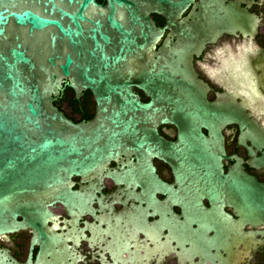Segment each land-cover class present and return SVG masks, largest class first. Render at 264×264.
I'll use <instances>...</instances> for the list:
<instances>
[{
	"label": "water",
	"instance_id": "water-1",
	"mask_svg": "<svg viewBox=\"0 0 264 264\" xmlns=\"http://www.w3.org/2000/svg\"><path fill=\"white\" fill-rule=\"evenodd\" d=\"M194 2L0 0V236L29 226L47 234L50 206L75 195L73 175L152 143L176 164L186 160L182 182L226 179L215 158L223 137L201 129L214 113L193 56L231 8L200 0L196 20L182 18ZM154 13L167 23L158 26ZM67 86L76 97L92 92L93 118L75 122L55 104ZM163 122L178 126L177 142L159 135Z\"/></svg>",
	"mask_w": 264,
	"mask_h": 264
},
{
	"label": "flooded vegetation",
	"instance_id": "flooded-vegetation-1",
	"mask_svg": "<svg viewBox=\"0 0 264 264\" xmlns=\"http://www.w3.org/2000/svg\"><path fill=\"white\" fill-rule=\"evenodd\" d=\"M199 1L182 18L195 21ZM225 4L224 29L193 63L214 113L201 129L211 139L222 135L224 155L215 158L226 179L182 182L186 160L176 164L154 143L150 151L122 153L101 171L73 175L75 195L50 206L47 234L29 226L0 236V264H264V0ZM152 17L167 23L163 14ZM55 104L75 122L96 112L90 90L76 97L67 86ZM157 129L177 142L175 123Z\"/></svg>",
	"mask_w": 264,
	"mask_h": 264
}]
</instances>
